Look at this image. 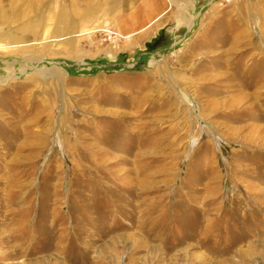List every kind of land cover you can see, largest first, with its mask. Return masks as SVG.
I'll return each instance as SVG.
<instances>
[{
    "label": "rangeland",
    "instance_id": "1",
    "mask_svg": "<svg viewBox=\"0 0 264 264\" xmlns=\"http://www.w3.org/2000/svg\"><path fill=\"white\" fill-rule=\"evenodd\" d=\"M135 1L0 0V264H264V0Z\"/></svg>",
    "mask_w": 264,
    "mask_h": 264
},
{
    "label": "crops",
    "instance_id": "2",
    "mask_svg": "<svg viewBox=\"0 0 264 264\" xmlns=\"http://www.w3.org/2000/svg\"><path fill=\"white\" fill-rule=\"evenodd\" d=\"M162 3V0H143L141 3L140 0H136L133 11L122 17L121 27L126 32L134 31L142 33L141 35L153 34L165 24L164 19L166 20L167 14L161 7Z\"/></svg>",
    "mask_w": 264,
    "mask_h": 264
}]
</instances>
